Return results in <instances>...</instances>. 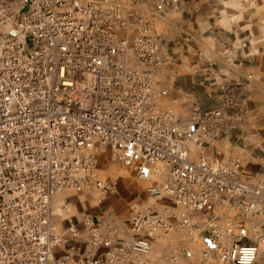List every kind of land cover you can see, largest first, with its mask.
Wrapping results in <instances>:
<instances>
[{
	"label": "built area",
	"instance_id": "2783aa9c",
	"mask_svg": "<svg viewBox=\"0 0 264 264\" xmlns=\"http://www.w3.org/2000/svg\"><path fill=\"white\" fill-rule=\"evenodd\" d=\"M184 7L0 0V264H179L176 248L152 257L169 236L183 238L189 257L197 248V264H256L264 255V176L248 184L239 160L205 155L249 129L246 84L221 85L209 109L187 93L184 114L162 104L169 85L155 77L167 44L156 21ZM98 152L135 169L149 199L125 222L83 214L57 232L54 208L69 212L53 201L58 194L115 193L93 177Z\"/></svg>",
	"mask_w": 264,
	"mask_h": 264
},
{
	"label": "crops",
	"instance_id": "0c3cea01",
	"mask_svg": "<svg viewBox=\"0 0 264 264\" xmlns=\"http://www.w3.org/2000/svg\"><path fill=\"white\" fill-rule=\"evenodd\" d=\"M156 26L167 44L165 67L155 77L156 82L169 85L163 106L171 105L176 112L184 114L187 93L200 108H213L219 104L221 85L246 84L244 105L251 117L249 129L206 147L205 155L226 164L239 160L240 179L248 184L257 183L264 176V0H185L181 14L168 15L165 20L156 21ZM199 53L207 55L211 68L200 59ZM247 76H251L249 81ZM102 154L97 153L101 168ZM120 168V172L108 173L111 167H105L108 174L97 169L93 176L111 184L114 194L97 191L99 198L93 201L86 197L94 188L58 194L53 201L65 204L69 212L54 208L52 225L56 231L62 232L69 219L79 225L83 214L93 217L111 214L127 221L130 204L141 197H145L141 204L149 199L150 184L139 180L135 169ZM165 250V246L159 252L153 249V259ZM196 250L190 257L182 251L179 264H197ZM256 264H264V255L259 256Z\"/></svg>",
	"mask_w": 264,
	"mask_h": 264
},
{
	"label": "rangeland",
	"instance_id": "374dc122",
	"mask_svg": "<svg viewBox=\"0 0 264 264\" xmlns=\"http://www.w3.org/2000/svg\"><path fill=\"white\" fill-rule=\"evenodd\" d=\"M100 160H101L100 163H102V161H104L103 162L104 163V165H103L104 168L103 167L101 168V166H100L97 169L98 170L101 169L103 171V174L105 173V167L106 168L109 167V166L111 167V171H108V173H111L112 171H113V173L114 172H120L121 169H122V168H120V166L115 165L113 163H110L108 157L105 154L100 155ZM108 173H105V174H108ZM96 193H97L96 189L91 190V191H89V195H87L86 198L88 200H92V201L94 199L97 200L99 198V195H96ZM144 199H145V197L144 198L141 197L140 200H135L133 203L130 204V206L135 205V204L136 205L137 204H141L144 201ZM127 214L129 215L130 212L128 211ZM162 246L168 247L170 250L173 249V248H176L178 254H180L183 251V248H185V247L188 248L189 245L185 244V242L183 241V238L181 236H174V237L173 236H169L166 239L157 242V245L154 248V252L161 251ZM193 251H195V250L193 249ZM194 255H196V254H194ZM197 260H198V258H197Z\"/></svg>",
	"mask_w": 264,
	"mask_h": 264
}]
</instances>
